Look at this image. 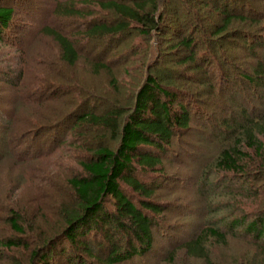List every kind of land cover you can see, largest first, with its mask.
Returning a JSON list of instances; mask_svg holds the SVG:
<instances>
[{"label": "rangeland", "instance_id": "rangeland-1", "mask_svg": "<svg viewBox=\"0 0 264 264\" xmlns=\"http://www.w3.org/2000/svg\"><path fill=\"white\" fill-rule=\"evenodd\" d=\"M56 1L0 0L15 5V19L22 23L20 28L12 27L18 40L5 37L0 42V149L11 144L13 151L0 163V264H28L35 249L56 239L65 225L62 211L75 203L68 179L82 172L79 162L98 146L117 148L109 131L75 124L77 117L88 111L130 109L134 94L152 70L163 84L177 82L196 98L189 106L193 120L187 133L174 137L164 158V176L155 178L154 200L165 209L157 219L164 227L154 228L151 252L124 264H264V240L253 241L243 234L228 233L222 243L209 241L205 258L188 256L182 248L213 219L247 214L251 221L264 214L261 161L249 163L253 182L246 184V175L239 174L241 180L228 193L222 185L228 176L212 169L229 140L223 136L224 123L234 125L243 107L252 112L264 108L263 90L242 82L239 76L256 63L248 49L253 46L258 53L256 45L264 39V0H247L250 5L241 11L250 20H234L228 32L216 37L220 40L218 54L226 51L228 63L239 66L229 77L234 87L220 88L218 93L208 81L218 80L215 69L223 59L219 56L214 64L206 62L209 70L204 77L206 72L197 74L193 64L183 63L186 49L174 46L192 34L197 40L204 38V44L210 29L222 21L216 6L225 0H168L167 13L175 10L177 14L167 36L156 31L145 36L133 24L119 35L99 40L83 37L86 28L122 20L112 10L101 8L99 3L108 0H76L83 15L69 19L54 15ZM165 1L159 0L160 9ZM44 25L75 33L80 55L75 64L64 63L57 43L39 33ZM100 64L110 70L100 69ZM207 178L211 186L222 179L218 193L200 190ZM11 211L21 216L24 234L11 227ZM11 240L17 246L5 247ZM63 246V252L52 255L49 262L77 264L76 259L70 260L75 253L69 244ZM171 252L174 262L168 259Z\"/></svg>", "mask_w": 264, "mask_h": 264}, {"label": "trees", "instance_id": "trees-1", "mask_svg": "<svg viewBox=\"0 0 264 264\" xmlns=\"http://www.w3.org/2000/svg\"><path fill=\"white\" fill-rule=\"evenodd\" d=\"M215 1L213 2L216 3ZM165 2L160 9L159 0L102 1L99 3L101 8L112 10L122 20L116 24L93 23L86 28L83 37L93 40L114 37L133 24L145 36H151L155 31L161 36H167L177 12L174 10L173 13H167L170 2ZM55 3L54 15L61 19L83 15L76 0H57ZM249 5L247 0H225L222 5L216 6V11L222 15V21L214 30V27L210 29L211 33L208 30L210 37L204 44V38L197 40L192 34L180 38L174 46L186 49L187 55L182 60L183 63L193 64L197 74L206 72L203 73L205 77L209 70V67L205 69L206 62L211 60L213 63L220 56L217 51L220 40L216 37L228 32L234 20L248 22L249 14L241 9ZM15 15V5L0 3V42L5 37L18 40L12 27L17 25L20 28L22 23L19 24ZM39 33L57 43L64 63L71 65L78 61L80 55L76 47L77 41L73 38L75 33L68 34L62 28L49 25L42 26ZM175 34L181 36L180 32ZM256 46L259 48L258 53L254 52L253 46L248 49L254 55L256 63L249 72L239 76L242 82L264 92V39ZM226 53L225 51L220 56L223 62L217 63L215 69L218 80L208 81L210 89L213 92L216 90V93L220 88L234 87L229 84V77L239 68L228 63ZM97 66L110 70L105 64ZM144 81L134 94V103L130 109L111 108L103 113L88 111L77 117L75 124L109 131L118 142L117 148L98 146L87 159L79 162L82 172L68 179L75 203L62 211L65 225L56 239L48 240L43 248L32 252L28 264H51V256L60 255L65 247L63 245L67 244L75 253L70 255V260L76 259L77 264H124L152 251L154 228L158 225L164 227L157 217L165 210L154 200L158 180L155 178L164 176V158L170 151L174 137L190 130L193 113L189 106L196 98L179 88L177 82L163 84L153 70L148 72ZM195 110L200 113L199 109ZM262 110L259 112L254 109L252 112L248 107H243L240 109V116L235 118L234 125L224 123L223 136L229 140L214 159L212 169L228 177L224 182L221 179L212 186L207 178L202 182L200 190L216 194L222 182L227 193L231 192L232 184L241 180L237 176L239 174L246 175V184L253 182L248 169L249 163L252 159H258L264 165V108ZM1 148L0 163L13 153L11 144ZM20 221L21 216L11 211V227L24 234ZM228 233L234 236H252V240L257 242L264 240V214L251 221L247 214L238 217L234 215L224 220L213 219L197 235L184 242L182 248L188 256L205 258L208 255L209 241L222 243ZM12 246H17V243L11 240L5 247ZM173 258L174 252H171L168 259L174 262Z\"/></svg>", "mask_w": 264, "mask_h": 264}]
</instances>
